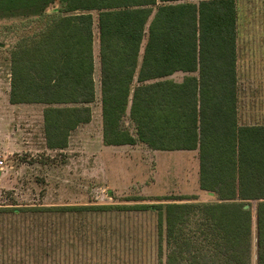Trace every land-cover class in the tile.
Returning <instances> with one entry per match:
<instances>
[{"label": "trees", "instance_id": "trees-1", "mask_svg": "<svg viewBox=\"0 0 264 264\" xmlns=\"http://www.w3.org/2000/svg\"><path fill=\"white\" fill-rule=\"evenodd\" d=\"M15 16L35 27L10 53L8 100L44 104L48 149L91 119L96 24L103 143L197 150L199 187L216 199L32 210L154 209L164 264H252L254 226L264 264V123L237 119L235 0H0V17Z\"/></svg>", "mask_w": 264, "mask_h": 264}, {"label": "rangeland", "instance_id": "rangeland-1", "mask_svg": "<svg viewBox=\"0 0 264 264\" xmlns=\"http://www.w3.org/2000/svg\"><path fill=\"white\" fill-rule=\"evenodd\" d=\"M235 2L237 119L239 124L264 123V82L255 81L263 61L254 57L256 32L264 28V0ZM56 6L51 5L47 11ZM93 17L96 19L94 12ZM34 21V17H0V154H7L8 166L0 174V207L6 209L0 212V263L164 264V253L162 258L157 254L160 235L154 209L32 210L79 205H165V199L181 196L194 197L192 201L196 202L216 200L199 187L197 150H153L141 142L103 143L96 24L95 96L88 104L91 119L71 131L66 148L47 149L44 105L11 104L8 100L10 53L20 37L32 33ZM184 75L177 71L168 78L179 81ZM255 241L253 226L252 264Z\"/></svg>", "mask_w": 264, "mask_h": 264}, {"label": "crops", "instance_id": "crops-1", "mask_svg": "<svg viewBox=\"0 0 264 264\" xmlns=\"http://www.w3.org/2000/svg\"><path fill=\"white\" fill-rule=\"evenodd\" d=\"M237 36H238V31H237ZM237 41V40H236ZM254 57L260 59V61L262 60V64H259V67L257 68V70L259 71L255 77V81H260V82H264V28H259L256 32V38H255V44H254ZM238 58H237V50H236V64H237V61ZM246 63V61H245ZM94 68H95V63H94ZM94 75V73H93ZM264 87V86H263ZM237 88H238V80H237ZM262 88V87H261ZM263 91V88L261 89V93ZM237 96H238V93H237ZM20 104H23V103H20ZM25 104H30V103H25ZM44 105V104H43ZM42 116H43V111H42ZM83 124V123H82ZM81 125V124H80ZM80 125H78L77 127H79ZM76 127V128H77ZM75 128V129H76ZM74 129V130H75ZM73 131V130H72ZM10 137V135H9ZM44 143H45V140H44ZM47 148V147H46ZM48 149V148H47ZM49 150H52V149H49ZM3 155H7L6 153H2ZM7 164H6V167L5 169L7 168ZM4 169V170H5ZM3 170V171H4ZM3 174V172H2Z\"/></svg>", "mask_w": 264, "mask_h": 264}, {"label": "built area", "instance_id": "built-area-1", "mask_svg": "<svg viewBox=\"0 0 264 264\" xmlns=\"http://www.w3.org/2000/svg\"><path fill=\"white\" fill-rule=\"evenodd\" d=\"M5 159H6V156L3 154H0V174L3 172V170L6 167Z\"/></svg>", "mask_w": 264, "mask_h": 264}, {"label": "water", "instance_id": "water-1", "mask_svg": "<svg viewBox=\"0 0 264 264\" xmlns=\"http://www.w3.org/2000/svg\"><path fill=\"white\" fill-rule=\"evenodd\" d=\"M244 207H245V208H247V207H248V205H245Z\"/></svg>", "mask_w": 264, "mask_h": 264}]
</instances>
